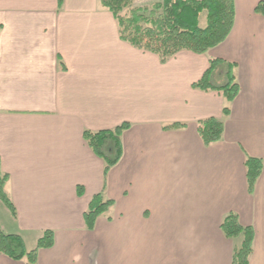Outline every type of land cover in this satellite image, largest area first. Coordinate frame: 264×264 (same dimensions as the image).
Masks as SVG:
<instances>
[{"label": "crops", "instance_id": "0c3cea01", "mask_svg": "<svg viewBox=\"0 0 264 264\" xmlns=\"http://www.w3.org/2000/svg\"><path fill=\"white\" fill-rule=\"evenodd\" d=\"M233 1L221 44L161 64L119 39L99 0H0V172L14 207L0 230L28 251L53 232L36 264H231L229 213L254 231L248 264H264V0ZM215 59L235 65L228 104L191 87ZM208 118L224 130L204 146L197 122ZM123 123L122 157L104 177L82 134ZM173 124L183 127L163 129ZM246 157L262 162L251 194ZM96 194L113 206L87 230Z\"/></svg>", "mask_w": 264, "mask_h": 264}, {"label": "trees", "instance_id": "16d2710c", "mask_svg": "<svg viewBox=\"0 0 264 264\" xmlns=\"http://www.w3.org/2000/svg\"><path fill=\"white\" fill-rule=\"evenodd\" d=\"M116 21L119 39L131 47L155 55L161 64L181 51L205 54L221 44L230 34L234 24L233 0H160L144 7H134L133 0H99ZM254 12L264 15V2H258ZM235 65L218 59L210 60L202 77L191 87L203 92H217L228 104L238 94L239 87L234 75ZM227 104L222 112L229 113ZM173 124L164 130L182 128ZM129 128L123 123L112 130L83 132L82 137L92 153L103 163V175L113 168L122 157V133ZM224 125L219 119L208 118L197 122V134L204 146L222 140ZM248 193L262 172V162L246 157L244 161ZM7 175L0 172V202L14 214V207L4 191ZM81 189H78V194ZM113 206L112 200L102 194L94 195L83 213L87 230H92L98 217ZM220 231L225 238L238 240L231 264H248L252 252L254 231L242 227L235 214L229 213L221 221ZM53 232L45 231L36 247L26 250L17 235H7L0 230V254L12 260H24L36 264L39 249L53 246Z\"/></svg>", "mask_w": 264, "mask_h": 264}, {"label": "rangeland", "instance_id": "374dc122", "mask_svg": "<svg viewBox=\"0 0 264 264\" xmlns=\"http://www.w3.org/2000/svg\"><path fill=\"white\" fill-rule=\"evenodd\" d=\"M149 1H153V3H154V1L158 2L160 0H135V1H133V6L134 7H138V6L144 7L143 5L148 4ZM6 215L9 216V213H8L7 209L4 207V205L0 202V218H1V220L4 219Z\"/></svg>", "mask_w": 264, "mask_h": 264}]
</instances>
